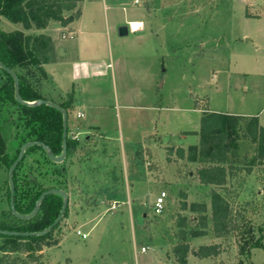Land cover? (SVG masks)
<instances>
[{
  "label": "rangeland",
  "instance_id": "rangeland-1",
  "mask_svg": "<svg viewBox=\"0 0 264 264\" xmlns=\"http://www.w3.org/2000/svg\"><path fill=\"white\" fill-rule=\"evenodd\" d=\"M82 1L58 3L74 4L72 9H63L62 14L71 17L69 22L74 19L75 31L81 25L86 30L94 29L88 34L91 35L89 45L106 52L105 62L111 63L108 70L115 73V78L108 75L98 82L97 94L92 90L94 84L88 81L87 93H84L88 98L99 96L104 105L96 115L100 116L102 136H107L100 139V144L108 152L109 166L113 164L115 169L105 172L108 180L100 187L101 183L90 180L94 170L84 168L81 177L84 189L107 190L109 201L114 199L115 203L82 204L88 209L84 208L76 217L78 207H74L71 215L68 208L66 216L42 241L41 248L47 246L46 242L58 241L65 231L64 246L73 259L72 264H179L173 251L179 242L189 246V264H264V248L244 246L245 250L240 251L245 237L239 231L249 226L253 231L252 240H259L264 246V208L259 209L264 200L260 183L264 158H256L255 143L232 135L233 145L226 160L220 163L225 170L224 183L206 185L199 181L198 169L207 164L179 157L177 149L183 148L186 154L191 145L181 146L157 133L143 142L153 131H173L175 120L181 125L185 115L195 118L191 111L194 106L240 115V126L244 125V119L254 116L264 127V0ZM143 14L151 25L145 30L146 37L150 38L147 42L136 39L141 31L125 36L118 34L121 24H128V19H139ZM67 23L51 20L44 28L25 30L20 23L1 17L0 27L4 31L18 29L48 38L47 56L54 60L55 41L68 34L60 26ZM3 78L0 73V81ZM40 90L55 103L69 98L68 95L53 96L48 76L42 79ZM160 106L164 108L158 109ZM175 107L181 110L173 111ZM87 110L86 117L79 119L69 110L68 138L72 127L87 119ZM95 112L89 109L90 116ZM87 135L81 133L72 151L80 148L79 143ZM150 138L154 142L149 146ZM90 145L84 146L87 149ZM194 145L201 149L200 138ZM100 156L99 153L98 162L104 160ZM132 161L139 169L134 178L130 177ZM62 162H44L42 155L33 151L27 155L20 174L30 173L42 187L76 190L69 186L67 164ZM143 164L155 169V180L146 177ZM207 166L209 174L218 173L215 163ZM7 171L0 165V221L10 220ZM100 175L105 176L102 172ZM161 190L171 195L163 212L157 215L152 205ZM212 191L224 197L231 209L230 226L236 229L226 236L217 237L213 231ZM193 204L203 205L204 210L194 211ZM77 229L88 232V236L77 235ZM193 230L204 234L193 237L190 235ZM181 232H185L184 238L180 237ZM10 244L0 238V264H44L37 251L26 250L28 245L34 247L32 242L21 240L15 250ZM211 244L219 246L218 255L199 259L192 253L201 245ZM142 246L147 248L145 252L140 251Z\"/></svg>",
  "mask_w": 264,
  "mask_h": 264
},
{
  "label": "trees",
  "instance_id": "trees-1",
  "mask_svg": "<svg viewBox=\"0 0 264 264\" xmlns=\"http://www.w3.org/2000/svg\"><path fill=\"white\" fill-rule=\"evenodd\" d=\"M59 1L0 0V21L1 17H3L12 23H20L25 30L33 27L37 29L44 28L51 20L67 23L71 17H65L62 14V10L72 9L74 4H59ZM48 49V38L43 35L25 34L23 30L18 29L4 31L0 27V62L17 74L22 100L35 101L40 98L47 99L41 93L40 84L42 79L47 78L44 64L52 61V58L47 56ZM0 73L4 76L3 80L0 81V165H4L8 170L11 163L17 157L21 145L32 140L42 141L51 149L54 155L60 154L62 148V114L57 109L46 104L28 106L19 103L14 96V80L12 76L1 68ZM57 104L65 108L69 114L70 98ZM239 119L240 115L209 111L205 108L200 118L198 132L201 149H197L195 145H191L186 154L183 148L177 149L180 158L185 157L190 162L196 161L205 165L212 163L217 165L218 173L215 175L209 174V166L203 165L199 167L198 178L202 184L220 185L224 183L225 170L220 163L226 160L228 150L233 145V139L230 140L232 135H234V138L251 139L256 145V158H264V127L259 123L258 118L254 116L244 119L243 126L239 125ZM75 144H77L76 140L67 137L66 156L71 153L72 146ZM33 151L39 152L44 162L54 163L48 158L46 151L41 146L33 145L26 149L23 158L16 165L13 172L14 205L16 211L21 214L31 212L37 198L43 191L50 188L62 189L61 187L53 186L42 187L41 184L36 182L34 176H30V173L20 174L25 165L27 155ZM260 182L264 192V170ZM63 190L66 191V189ZM9 194V186H7L8 215L10 220H1V229L40 231L50 225L60 212L62 197L58 194H49L41 201L38 212L32 218L27 220L17 218L10 211ZM212 196L213 209L211 220L213 231L217 237L226 236L232 229H236L234 226H230L231 209L229 203L216 191H212ZM193 205L194 211L204 210L203 205ZM259 207L260 210L264 208V200ZM67 212L68 207L63 217L66 216ZM51 230L45 235L25 237L0 234V238L8 240L13 250L21 245L19 241L26 240L34 244V247L28 245L26 247L27 251H30L31 248L38 251L41 249L42 241L48 238ZM252 233V227L250 226L239 231V235L245 237L243 238L245 242L240 247L241 252L245 250L244 246L264 248L259 240H252ZM202 234L204 233L200 230H193L190 233L193 237ZM180 237L184 238L185 232H181ZM53 243H56V241L46 242L45 245ZM173 251L179 264H187L189 246L186 242L177 243ZM219 252V246L211 244L201 245L192 253L198 258H206L216 256Z\"/></svg>",
  "mask_w": 264,
  "mask_h": 264
},
{
  "label": "crops",
  "instance_id": "crops-1",
  "mask_svg": "<svg viewBox=\"0 0 264 264\" xmlns=\"http://www.w3.org/2000/svg\"><path fill=\"white\" fill-rule=\"evenodd\" d=\"M85 1L86 0H83L82 3H84ZM146 13L147 12H145V15ZM145 15L144 14L141 15L139 19H128L127 20L128 24H121L127 26L128 33L141 31L142 34H139V36L136 37V39H138L140 42H147L150 39L145 35L146 28L148 29L151 27V25L146 20H144ZM77 18H78V14H77ZM73 21L74 19L71 22L67 23L66 25L60 26L63 29H67L68 34L65 35L63 38L57 39L55 41V59L48 63H45L44 69L49 78V81L51 82V92L53 93V96L54 97L59 95H61L62 97H65L67 95L69 96L70 98L69 110L73 112L72 114L74 117L75 116L78 117L77 114L79 112L83 114L81 117L83 118L86 117L85 110L88 109L87 119L85 121L83 120L78 121L77 124L72 127V132L78 133V140H77L78 142L80 141L81 133L83 134L88 133V135L86 136V140L82 143H79L80 148L77 149L75 152L72 151L73 153L72 152L69 153L64 159V162H66L67 164V173H68L67 179H69V186L72 187L73 189L74 188L76 189V190H69V189L66 190L68 194L67 207L69 208V210L71 209L70 215L73 212H75L74 207L76 206L78 207L77 214L74 213L76 217L80 211H84V208L88 209V207H84L82 204H86L89 202H95V203L108 202L113 204L115 203L114 199H111L109 201V198L107 197L108 196L107 190L104 192L103 189L102 191L97 192L95 188L90 190L89 189L90 187H85L84 189L83 188L84 180L81 177V175H83L84 168L88 167L92 171L94 170L93 177H90L91 178L90 180L96 182L97 184L101 183L98 186L100 187V186H104V184L108 180L107 179L108 176L106 175L105 172L113 171L115 169L113 164L112 166H109L110 161L107 159L108 152L106 151V148L103 145H101L103 143L100 144V139H104V137L106 138L107 136L105 135L102 136V133L100 132L101 129L100 116H96V115L98 110L104 108V105L100 103L99 96L88 98L86 95H84V93H87L85 91L88 89L87 87L88 81L94 84L93 85L94 89L92 90L95 94H97L95 90H98L99 88V86H96L98 85V82H101V80L105 79L108 75H110L112 78H115V73L114 71L109 72L108 70L110 68L111 63L105 62L104 53L106 54V52L105 51L100 52L98 50V47L93 46L92 44L89 45L91 41L90 39L91 35L88 34H91L94 29L86 30L84 29V25H81L79 26V29L75 31L76 28L73 27L74 25ZM133 22L139 24L138 28L136 29L132 28L131 24ZM98 33L99 32H97L96 34ZM76 41L77 43H74ZM163 108L164 107L162 106L158 107V109L160 110H162ZM89 109L90 110L95 109L96 111L95 115L93 114L92 116H90ZM180 110L181 109L177 107L173 108V111H180ZM203 110L204 109L202 108H195L194 106V108L191 111L193 112V117L195 118H191V115L190 116L185 115L183 120L181 121V125H178L180 121L176 122L175 120V126L173 129H171L173 131L170 130L162 131V132H160L159 130L153 131L148 136L145 137L143 142H145L146 138H149L151 134L157 133L160 137L163 138L167 137L168 139H171L174 143H178L181 146L196 144L199 138L198 132L200 127V118ZM208 110L210 111L209 108ZM81 117H78V119ZM68 118H69V114H68ZM180 119H182V117H180ZM93 132L97 133V135H92ZM109 138L111 137L109 136ZM150 139L152 142L151 144H148L149 146L152 145L154 142L152 138ZM90 142L92 143L91 145ZM85 144L86 145L89 144L90 146H88L86 149L84 146ZM83 146L84 149H82ZM99 153L101 155L100 157H103L104 160L98 162L96 158L98 157ZM135 156L138 157L136 151H135ZM133 158H134V154H133ZM125 164L126 167L124 169L126 171V176L128 179L129 177V170L127 169L128 164L127 163ZM137 165L138 164H136V162L134 163L133 161L132 163H130L129 168H130V172L132 173L130 177L132 178L136 177L135 173L139 171ZM79 166H82V169L79 170ZM143 166L145 167L143 169H145L146 177H148V179L150 180H155L154 178L155 169L154 168L149 169V167H146L144 164ZM100 172H102L105 176L101 177ZM145 175L142 176L144 177ZM109 177L111 178V180H113L112 176ZM127 197L128 199L130 198L129 192H127ZM74 215H72L71 217L73 218ZM85 220L87 221V219ZM85 233L88 236V232ZM66 236L67 235L64 231L62 233L61 238H59V240L56 241V243L47 245L43 249L41 248L40 250L37 251L41 257L42 263L60 264L63 263V261H65L66 263L72 264L73 259L69 256L70 254L66 252L65 250L66 246H64L66 241L65 240ZM188 258H187V264H189ZM206 258H210V257H206ZM199 259H203V258H199ZM210 261L211 260H209V262Z\"/></svg>",
  "mask_w": 264,
  "mask_h": 264
},
{
  "label": "water",
  "instance_id": "water-1",
  "mask_svg": "<svg viewBox=\"0 0 264 264\" xmlns=\"http://www.w3.org/2000/svg\"><path fill=\"white\" fill-rule=\"evenodd\" d=\"M79 13L80 12L77 11V14H79ZM127 33H128V28L126 25H121L118 27V34L120 36L126 35ZM0 68L12 76V78L14 80V96H15V99L19 103H22V104H25L28 106H35L38 104H46V105H49V106L57 109L62 114V148H61L60 154L54 155L53 152L51 151V149L42 141H39V140L27 141L21 145L17 157L11 163V165L9 166V169H8V186H9V193H10L9 194V208H10L11 213L14 216H16L17 218L24 219V220L32 218L38 212L41 201L44 199V197L46 195H49V194L60 195L62 197V204H61V208H60V212H59L58 216L55 218V220L50 225H48L43 230H40V231H18V230H7V229H1L0 228V234L7 235V236H25V237L34 236V235H45L55 225H57L61 221V219L63 218L64 212H65L67 205H68V194H67V192L65 190L59 189V188L47 189L39 195V197L37 198V200L35 202L34 208L31 210V212H29L27 214H21V213L16 211L15 205H14L13 172H14L16 165L23 158L26 149L30 146H33V145L41 146L46 151L48 158L51 159L53 162L60 163L65 159L66 154H67L68 113H67L65 108L61 107L59 104H57L51 100H47V99H43V98L37 99L35 101L22 100L20 97L19 78H18L17 74L11 68L6 66L2 62H0Z\"/></svg>",
  "mask_w": 264,
  "mask_h": 264
},
{
  "label": "built area",
  "instance_id": "built-area-1",
  "mask_svg": "<svg viewBox=\"0 0 264 264\" xmlns=\"http://www.w3.org/2000/svg\"><path fill=\"white\" fill-rule=\"evenodd\" d=\"M83 114L81 112H79L77 114L78 117H81ZM69 138L73 139V140H78V133H69ZM170 197V194L165 191V190H161L155 197L154 203L152 205L153 210L155 212V214L159 215L163 212L165 206H166V202H167V198ZM77 235H81L82 238H86L87 234L84 232H81L80 230L76 231ZM147 250L146 247L142 246L140 251L141 252H145Z\"/></svg>",
  "mask_w": 264,
  "mask_h": 264
},
{
  "label": "bare ground",
  "instance_id": "bare-ground-1",
  "mask_svg": "<svg viewBox=\"0 0 264 264\" xmlns=\"http://www.w3.org/2000/svg\"><path fill=\"white\" fill-rule=\"evenodd\" d=\"M131 26H132V28H138V26H139V24H137L136 22H133L132 24H131Z\"/></svg>",
  "mask_w": 264,
  "mask_h": 264
}]
</instances>
